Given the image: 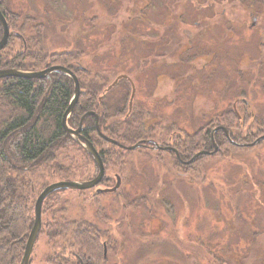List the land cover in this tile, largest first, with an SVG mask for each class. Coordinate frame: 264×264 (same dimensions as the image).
<instances>
[{"label":"rangeland","instance_id":"374dc122","mask_svg":"<svg viewBox=\"0 0 264 264\" xmlns=\"http://www.w3.org/2000/svg\"><path fill=\"white\" fill-rule=\"evenodd\" d=\"M2 1H5V6L13 15H10L12 18L11 26L9 24L10 34H17V37L22 35L24 25L30 28V24H24L23 17L32 16L35 21H41L45 25L43 41L49 50L54 51L56 48L63 50L68 47L69 50L81 53L80 65L90 71L88 75H83L84 81L99 74L102 86L105 87L120 73L132 76L141 88L134 100L135 111L142 108L140 118L149 116L148 118L152 119L156 115H165L172 120L173 115L181 116L179 125L184 127L181 130H185L186 142L193 139L199 125L205 129L215 126L217 123L210 120L214 115L222 114L226 105H229L225 100V91H213L211 94L212 91L205 89L185 92L182 109L179 107L180 115H177L178 104L167 109L165 108L167 102L162 104L153 102L156 94H152L154 91H147L144 87L146 83L152 86L153 80L147 78V71L134 69L136 64L140 63L139 56H142L145 49L151 45L150 42L137 44L129 36H125L121 42L124 48V53L120 57L122 62L116 59L113 47L117 35L115 26L118 23L117 15L122 12L121 16L125 19L124 10L135 0H0ZM99 4H104L109 12L100 13L97 9L100 7ZM83 11L87 12L84 16V26L86 25L88 33L79 40H74V34L80 24L70 22L83 14ZM126 23L130 24L129 21ZM187 31L194 32L190 27ZM155 32V36L159 35V31L155 29ZM110 37L112 39L109 40ZM164 87L166 89L159 88L160 94L167 91V87ZM130 90L128 83H120L108 93V103L114 104L118 102V97H121L118 103L125 104ZM253 98H256L255 94ZM215 104L218 106L212 116H207L200 122L199 108L203 105L213 108ZM256 113L260 115L259 120L262 123L242 125L238 123L237 126L232 123V127L228 126L229 123H223L233 132L231 140L234 143L252 141L253 137L264 135V100L256 107ZM108 118L109 126L114 124L116 118L118 120L122 118L124 121L125 115ZM154 125H157V128ZM163 125H167L170 130L178 129L171 121L154 123L153 127L149 128L159 132ZM248 131L255 134L250 139L246 137ZM221 149L215 157H204L196 167L184 169L173 164L170 154L145 149L126 150L128 152L124 154L125 164L119 166L116 159L110 161L107 168L105 167V182L102 183V180L98 187L96 186L102 189L112 188L118 175L117 177L121 178V185L117 191L95 194V187L64 192L60 190L58 200L67 203L66 212L73 219L85 221L97 217L100 228L104 231L102 241L105 240L109 244L108 264H174L169 260L178 264H264V188L257 187L260 180H263L261 171L264 170V140L251 149L235 148L231 144H223ZM119 150L121 151L116 145L114 152L118 153ZM70 155L81 157L85 153L83 154L76 145L69 146V152H59V158L65 166H69ZM88 162L86 172L75 174L77 178L90 180L87 178L97 175L98 169H95L92 162L89 160ZM208 178L212 179L209 185L206 183ZM243 178L251 181V185L241 182ZM192 179L193 181L200 179L202 183L193 182ZM57 181L68 180L62 179V176L46 175L43 185L46 187ZM42 187L37 188V197L44 188ZM53 203H56L54 199ZM101 205L106 206L108 211L107 213L101 210L103 214L107 213L109 216L105 223L98 218ZM172 211L175 212L174 215ZM52 214V211L46 212L45 220L42 214V228L35 242L30 264H61L56 256L60 249L58 247L53 249L47 236V224L51 222ZM159 224L163 226L162 229L157 234H150L154 232L153 229H159ZM90 236L92 235L88 237ZM178 237L199 242L201 245L186 246L184 249L178 246ZM67 250L68 255L65 257L72 258L69 253L71 254L74 247L69 246Z\"/></svg>","mask_w":264,"mask_h":264},{"label":"trees","instance_id":"16d2710c","mask_svg":"<svg viewBox=\"0 0 264 264\" xmlns=\"http://www.w3.org/2000/svg\"><path fill=\"white\" fill-rule=\"evenodd\" d=\"M4 3L5 1L0 7L11 26L13 15ZM14 17L16 18V14ZM23 18L24 24H30V28L26 25L22 27L20 36L23 39L11 33L6 46L0 51V69L40 71L53 65L66 66L76 74L82 90L68 120L71 127L77 128L82 116L93 111L99 117L102 132L122 144L132 145L145 138V125L142 119L134 116L133 112L126 116V102L109 104L105 99L99 101L105 88L102 86L101 75L95 74L84 81L83 75H88L90 71L80 65L79 51L49 50L43 41L45 25L29 15ZM1 37L0 25V39ZM73 92L72 78L61 72L52 73L50 79L23 77L0 79V264L21 263L34 225L37 188L45 186L43 184L46 175L62 176L64 180H81L75 174L86 172L88 160L94 164L96 170L98 169L92 156L66 133L62 124ZM122 114L125 115L124 121L122 118L120 120L116 118L114 124L107 125L108 117ZM82 134L98 149L106 168L109 162L115 159L119 166L125 164L124 154L128 151L119 147L121 151L114 152L116 145L99 136L95 116L89 115L85 119ZM233 139L235 140L234 137ZM201 141L206 142L203 139ZM73 145L85 155L81 157L70 155L69 166H65L59 158V152H69V146ZM191 145L194 147L195 143ZM232 147L236 148L234 145ZM105 180L106 178L102 183ZM58 193L59 191L54 192L46 198L42 214L44 218L46 212L53 213L51 222L47 224V236L53 249L56 247L60 249L56 255L60 263L108 264V257L103 258L101 244L104 231L97 223L90 221L89 225L84 220L69 217L66 212L67 203L58 200ZM101 210L99 206V217L102 220L106 219ZM88 234L92 236L88 237ZM69 246H73L74 250L69 253L72 258L68 259L65 255H68ZM50 259L52 260L51 257Z\"/></svg>","mask_w":264,"mask_h":264},{"label":"flooded vegetation","instance_id":"af4514ba","mask_svg":"<svg viewBox=\"0 0 264 264\" xmlns=\"http://www.w3.org/2000/svg\"><path fill=\"white\" fill-rule=\"evenodd\" d=\"M145 1L138 2V0H135L132 5L128 6L123 13L126 15L125 19L121 16L122 12L117 15L118 23L115 25L117 35L113 44L116 51V59L120 61V57L124 53L121 42L125 36H129L137 44H148L150 42L151 45L145 49L142 56H139L141 57L140 63H137L134 69L136 71L142 69V72L147 71V78L153 80L151 82L152 86L149 83L144 85L147 91L151 90L154 91L152 94H156L153 102L158 104L167 102L165 106L167 109L178 104L177 115H180L185 92L189 90L205 89L212 91L211 94H213V91H225V100L226 102L228 101L229 105H226L222 114L214 115L210 120L213 123H217L215 126L205 129L199 125L198 131L194 133L193 141L188 140L187 142L184 136L186 135L185 130H181L184 127L179 125L181 116L176 117V115H173L174 119L172 120L165 115H156L152 119L148 118L149 116L144 119L141 118L142 123L145 125L146 135L145 138L137 142L140 143L137 149L170 154L174 161L172 163L176 167L184 169L196 167V164L204 157H215L221 152L223 144H231L241 149H251L258 146L264 139L257 142L256 145H250L261 137H253L255 134L250 131L246 133V137L248 139L253 137L254 140L240 142L237 145L234 144L231 140L233 132L223 123H229L228 126L230 127H232V123L235 126L238 123L240 125L262 123L259 120L260 115L258 116L256 113V107L264 100V0ZM99 6L97 9L100 13L109 12L104 4H99ZM0 10L3 13L1 7ZM83 12L78 18L72 19V22H70L75 25L80 24L74 34V40H79V38L86 36L88 33L86 25L84 26L86 11ZM127 21L130 22L129 25H127ZM136 24L140 25L136 26ZM189 27L194 32L189 33L187 31ZM155 29L159 31L157 36H155ZM195 31H197L196 34ZM19 37L23 39L22 36L19 35ZM155 39H157V42H155ZM66 49L69 48L67 47L63 50ZM54 51H61V49L56 48ZM104 51L106 52L107 50ZM83 68L87 69L85 66ZM120 76L125 77L118 79ZM122 82L128 83L131 89L129 94H126L128 97L126 101V116L133 112L136 117H141L142 108L140 107L138 111H135L136 105L134 102L137 97V91L141 88H139V84L136 83L134 78L127 73H120L112 82L108 83L104 88L103 94L99 97V101L102 102L104 99L107 101L108 93L117 88ZM164 86L167 87V91L160 94L159 88L166 89ZM81 93L82 90L80 96ZM252 94H255L256 98H253ZM120 98L116 99L119 101ZM215 105L213 108H207L208 105H203L199 108L200 122L204 121L207 116H212L213 111L218 106L217 104ZM165 121H171L173 125H177L178 129L170 130L167 125H163L162 130L159 132L157 130V133L153 128H149L150 126L153 127L154 123ZM154 126L157 128V125ZM215 129L217 131H214ZM202 139L206 140V142H202ZM193 142L195 143L194 147L191 145ZM261 176L263 180H260L257 187L263 186L264 188V170L261 171ZM206 180H208L206 182L208 185L212 183V179L208 178ZM193 182L202 183V180L197 179V181ZM241 182L246 185L251 183V181L244 178L241 179ZM100 208L103 209V212L108 213L106 206L101 205ZM172 210H174V205H172ZM107 213L104 214L106 219L109 217ZM172 213L174 215L175 212L172 211ZM98 218L100 219V217ZM106 219L102 220L103 223L106 222ZM97 220V217H94L93 220H85V222L90 225V221H92L99 225L100 221L98 220V222ZM115 225L117 226V224ZM161 227L163 226L160 225L158 230L153 229L154 232H150V234H157L162 229ZM178 240V246L184 247V249L186 246L198 247L201 245L199 242H191L183 239V237ZM173 245L177 247L176 244ZM102 247L103 258H107L108 242L103 240ZM169 262L178 264L173 260H169Z\"/></svg>","mask_w":264,"mask_h":264},{"label":"water","instance_id":"95a60500","mask_svg":"<svg viewBox=\"0 0 264 264\" xmlns=\"http://www.w3.org/2000/svg\"><path fill=\"white\" fill-rule=\"evenodd\" d=\"M0 24L3 28V36L0 40V51H1L6 46L7 41L9 39V36H10V28H9L8 21H7L6 17L4 16V14L2 13L1 10H0ZM54 72H61L65 75H67L70 78H72V80L74 82V86H75L74 94H73V97L69 103L67 110L65 111V113L63 115L62 124H63V127H64L66 133L68 135H70L73 138V140H75V142H77L88 154H90L92 156L95 164L97 165L98 173L94 178H92L90 180H68V181H57V182L51 183V184L47 185L39 193V195L36 199V202H35V206H34V225L32 227L30 234H29V237H28V240L26 243V247H25V251H24V254H23V257H22L20 264H30L32 251H33L35 242L37 240V237H38V235L41 231V228H42V207H43V203L46 200V198L49 195H51L52 193L60 191V190H86V189L94 188L101 183V181L103 180V178L105 176L106 168H105V164H104V162H103V160L99 154V151L94 146V144L88 138L83 136V134H82V130L84 127V121L89 115H91V114L95 115L97 131H98L100 137H102L105 141L112 143L114 145H117V146H119L125 150H135L140 146V143H137V144L131 145V146L124 145V144L120 143L119 141L106 136L101 131L100 123H99V117L95 112H88V113L84 114L82 116L80 123H79V126L77 128H73L69 125L68 120H69L71 114L73 113V110L75 108L76 103L78 102L81 89H80V82H79V79L76 76V74L72 70H70L69 68H67L65 66L54 65V66L48 67V68H46L44 70H40V71H23V70L13 69V68L0 69V79L5 78V77H23V78H37V79L47 78V79H50V75ZM124 77L125 76H120L118 79H121ZM217 129H215L214 131H217ZM262 139H264V135L261 136L256 141H254L253 143H251L250 145H252V146L256 145L257 142H259ZM234 144H236V143H234ZM120 185H121V178L117 177V182H116L114 187L105 188V189L98 188L97 192L98 193H113L119 189Z\"/></svg>","mask_w":264,"mask_h":264}]
</instances>
